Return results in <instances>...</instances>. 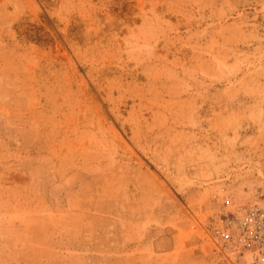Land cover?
<instances>
[{
    "label": "rangeland",
    "instance_id": "obj_1",
    "mask_svg": "<svg viewBox=\"0 0 264 264\" xmlns=\"http://www.w3.org/2000/svg\"><path fill=\"white\" fill-rule=\"evenodd\" d=\"M264 0H0V264H264Z\"/></svg>",
    "mask_w": 264,
    "mask_h": 264
},
{
    "label": "built area",
    "instance_id": "obj_2",
    "mask_svg": "<svg viewBox=\"0 0 264 264\" xmlns=\"http://www.w3.org/2000/svg\"><path fill=\"white\" fill-rule=\"evenodd\" d=\"M213 238L223 249L234 252L241 247L249 251L264 248V210L252 209L236 222L213 230Z\"/></svg>",
    "mask_w": 264,
    "mask_h": 264
}]
</instances>
